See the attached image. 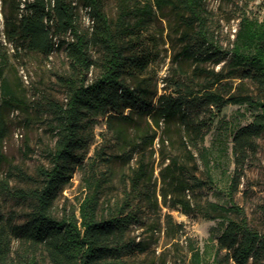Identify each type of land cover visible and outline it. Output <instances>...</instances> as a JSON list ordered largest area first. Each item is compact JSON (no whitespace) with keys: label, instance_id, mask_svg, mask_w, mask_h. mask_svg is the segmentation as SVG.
<instances>
[{"label":"trees","instance_id":"obj_1","mask_svg":"<svg viewBox=\"0 0 264 264\" xmlns=\"http://www.w3.org/2000/svg\"><path fill=\"white\" fill-rule=\"evenodd\" d=\"M118 6V16L112 20L104 9V0H1L5 34V39L0 38L2 105H23L24 99L7 75L21 49L49 56L63 48L69 73L59 76L67 89L65 103L48 100L50 127L56 138L51 149L52 165L38 168L40 185L12 192L30 198L31 208L17 221L14 217L4 219L0 207V264H129L127 255L146 248L129 237L130 228L140 220L132 208L125 209L126 204H132L129 197L117 210L101 215V184L94 173L88 178L90 192L80 204L79 215L73 212L59 218L53 212L59 193L74 171L86 169L87 129L100 116L107 118L108 128L120 141L121 158L131 161L140 154L129 196L132 192L143 194L152 205L158 198H154L153 171L144 152L158 136V128L164 131L161 141L173 145L175 134L170 129L176 125L180 139L175 145L177 152L161 158L165 164L161 168L163 204L185 214L197 210L205 217L222 220L213 264L262 263L264 233L250 226L244 215H229L231 211L242 212L236 203L232 201L229 207L216 201L194 203L190 192L204 187L207 181L196 174V163L190 167V160L197 162V153L210 164L211 148L205 144V137L224 106H252V120L233 133L232 198L247 159L257 151L258 140L264 135V8L261 17L241 16L234 38L225 47L210 28L204 0H120ZM83 8L92 19L86 30L80 25ZM166 10L182 26L176 31L182 43L177 60L195 64L193 74L175 79L179 88L176 95H158L152 88L145 75L151 58L140 47L143 29ZM93 49L99 51L96 57ZM209 63L221 67L208 69ZM96 70L98 73L90 76ZM234 78L250 80L258 94L232 92L228 84ZM144 118L155 128L151 133L142 125ZM4 138L5 121L0 115V144ZM10 174L5 178L0 175V195L10 191ZM23 177L32 178L25 172ZM166 223L177 226L171 214H167ZM15 239L22 248L18 256L13 252ZM193 255L196 259L202 256L200 250Z\"/></svg>","mask_w":264,"mask_h":264},{"label":"rangeland","instance_id":"obj_2","mask_svg":"<svg viewBox=\"0 0 264 264\" xmlns=\"http://www.w3.org/2000/svg\"><path fill=\"white\" fill-rule=\"evenodd\" d=\"M119 1L104 0V9L112 20L118 16ZM204 5L210 28L219 42L228 47L235 36L241 16L248 14L261 17L264 0H204ZM80 25L85 30L92 25V19L85 8L81 9ZM181 28L171 12L166 10L164 15L158 13L141 32L140 47H144L151 58L145 75L152 88L157 89L158 95H176L179 88L175 79L193 74L195 64L192 61L176 58L182 48L180 34L176 31ZM0 38L5 39L1 0ZM93 53L95 57L99 55L97 49H93ZM206 67L219 70L221 64L209 63ZM68 73L69 60L63 48L55 49L49 56L21 49L7 69V75L24 101L19 107H5L0 94V115H3L5 121V138L0 144V175L5 178L7 173H11L10 191L0 195L4 219H23L33 202L30 198L18 197L12 192L20 189L28 191L40 185L38 168L52 165L51 149L56 138L50 127L52 116L48 100L65 103L67 89L59 76ZM97 73L98 70L90 73V76ZM229 85L232 92L258 94L250 80L229 79ZM254 112L255 109L247 104L230 103L222 108L205 137V144L211 148L210 164L204 162L197 153V162L190 160V167L196 163V174L207 181L204 187H196L190 192V196L194 203L200 205L216 201L229 207L233 201L242 212L231 211L229 215L234 218L244 215L250 226L264 233V135L258 140L257 151L251 154L244 165L238 190L232 198L229 194L230 179L235 171L233 133L237 127L251 121ZM106 119L104 116L98 117L87 129L89 146L84 160L86 169L77 168L74 171L70 182L58 195L53 208L54 214L59 218L73 212L79 215L80 204L90 192L88 178L94 173L101 184V215L107 216L117 210L129 197L132 206L126 204L125 209L132 208L140 219L130 228L129 237L146 248L127 255L125 259L129 264H213L218 236L223 229L222 220L205 217L197 210L185 214L163 204L160 194L163 186L161 168L165 165L161 158L177 152L175 145L178 146L180 141L176 134L178 127L175 125L170 129L175 134L173 145L167 140L161 141L160 136L164 131L158 128V136L144 152L150 170L153 171L152 185L156 187L154 198H158L157 204L152 205L143 194L132 192L129 196L133 168L137 167L140 154L136 153L131 161L121 158L122 145L108 128ZM147 120L142 119V125L151 129V133L155 128L148 126ZM181 157L184 159L183 154ZM23 172L32 178L23 177ZM167 214L173 216L174 225L177 226L167 225ZM180 223L182 226H178ZM13 249L14 255L22 252L17 239ZM195 250H200V259L193 255ZM41 259L46 261L45 257ZM224 262L226 263L225 260ZM249 264H264V261Z\"/></svg>","mask_w":264,"mask_h":264}]
</instances>
